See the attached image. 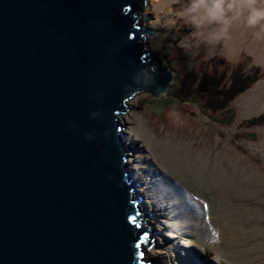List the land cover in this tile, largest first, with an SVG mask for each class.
<instances>
[{
  "label": "water",
  "instance_id": "95a60500",
  "mask_svg": "<svg viewBox=\"0 0 264 264\" xmlns=\"http://www.w3.org/2000/svg\"><path fill=\"white\" fill-rule=\"evenodd\" d=\"M146 5L0 0V264H159L119 120L173 78Z\"/></svg>",
  "mask_w": 264,
  "mask_h": 264
},
{
  "label": "rangeland",
  "instance_id": "374dc122",
  "mask_svg": "<svg viewBox=\"0 0 264 264\" xmlns=\"http://www.w3.org/2000/svg\"><path fill=\"white\" fill-rule=\"evenodd\" d=\"M150 1L147 0L139 19L145 28L149 27L150 20L154 21L148 15L144 21ZM157 2L155 13L161 14L163 29L157 26L158 34L146 38L149 50L162 57V66L173 78L163 98H152L149 92L139 93L128 101L129 109L119 118L131 116L135 124L144 120L155 140L170 147L174 154L186 150L200 155L202 160L218 158L223 165L233 161L234 172L237 168L243 169L239 173L240 182L233 187L237 200L232 203L234 210L250 212L252 219L241 230L251 237L261 225L264 229V23L251 29L241 16L227 35L221 34V39L208 44L193 34L189 21L180 15L187 0L172 5L171 0ZM168 8L171 12L164 14ZM232 30L236 36L231 35ZM124 126L128 131L129 125ZM254 146L262 156L257 155ZM233 179H236L234 174ZM178 183L173 185L188 190ZM140 198L143 203V196ZM139 209L148 212L145 207ZM148 214L142 223L153 231V240L149 241L152 244L144 247L146 256L151 258V253L158 250V228L152 214ZM161 238L165 242L164 235ZM221 239L225 241L226 235ZM257 244L264 245V236L245 242L246 246ZM257 256L259 263L264 261V251ZM157 260L161 264L162 260ZM174 260L179 263L180 259Z\"/></svg>",
  "mask_w": 264,
  "mask_h": 264
},
{
  "label": "bare ground",
  "instance_id": "6f19581e",
  "mask_svg": "<svg viewBox=\"0 0 264 264\" xmlns=\"http://www.w3.org/2000/svg\"><path fill=\"white\" fill-rule=\"evenodd\" d=\"M165 1L168 3L169 0ZM180 1L171 0L170 4ZM157 3V0L149 2V12L143 18L145 21L147 15L151 16L154 21L150 20L148 26L155 27L152 29L161 26L160 29H163L162 20L159 19L161 14L155 13ZM258 3L262 5L264 0H258ZM163 6L165 8L167 4ZM169 8L163 13L169 14ZM259 32L260 35L257 34L262 38V31ZM231 35L236 36V31L232 30ZM161 67L164 68L162 64ZM119 120L123 125H129V130H124L131 149L126 163L139 184L136 191L144 199L140 207H145L152 214L156 221L155 228H158V250L151 253L152 258L161 259V264H190V261L191 264H264V261H257V254L264 251V245H245L258 235L264 236L263 225L255 229L251 237L246 236L241 228L251 221L250 212L233 209L232 202L237 200L233 187L240 182L239 173L244 172L243 169L237 168L234 172L233 161L223 165L218 158L202 160L200 155L186 150L174 154L170 147L162 146L155 140L144 120L138 121V124L131 116ZM254 149L257 155L264 154L263 151L260 154L255 146ZM233 174L236 179H233ZM178 182L188 190L185 191ZM175 183L182 189L173 185ZM149 232L150 238L146 239L144 247L152 244L149 241L153 240V231ZM223 234L226 235L225 241L221 239ZM161 235H164L165 242ZM143 257L146 254H141ZM176 257L180 259L179 263L174 260Z\"/></svg>",
  "mask_w": 264,
  "mask_h": 264
},
{
  "label": "clouds",
  "instance_id": "9594fccd",
  "mask_svg": "<svg viewBox=\"0 0 264 264\" xmlns=\"http://www.w3.org/2000/svg\"><path fill=\"white\" fill-rule=\"evenodd\" d=\"M193 34L211 44L227 35L232 24L244 16L249 27L264 23V6L258 0H187L180 12Z\"/></svg>",
  "mask_w": 264,
  "mask_h": 264
},
{
  "label": "snow or ice",
  "instance_id": "6c2138e0",
  "mask_svg": "<svg viewBox=\"0 0 264 264\" xmlns=\"http://www.w3.org/2000/svg\"><path fill=\"white\" fill-rule=\"evenodd\" d=\"M133 223H135V218H133Z\"/></svg>",
  "mask_w": 264,
  "mask_h": 264
},
{
  "label": "trees",
  "instance_id": "16d2710c",
  "mask_svg": "<svg viewBox=\"0 0 264 264\" xmlns=\"http://www.w3.org/2000/svg\"><path fill=\"white\" fill-rule=\"evenodd\" d=\"M165 68V67H164ZM167 71V70H166ZM255 82V81H254ZM247 88H249V87H247Z\"/></svg>",
  "mask_w": 264,
  "mask_h": 264
},
{
  "label": "crops",
  "instance_id": "0c3cea01",
  "mask_svg": "<svg viewBox=\"0 0 264 264\" xmlns=\"http://www.w3.org/2000/svg\"><path fill=\"white\" fill-rule=\"evenodd\" d=\"M262 5H264V4H262Z\"/></svg>",
  "mask_w": 264,
  "mask_h": 264
}]
</instances>
